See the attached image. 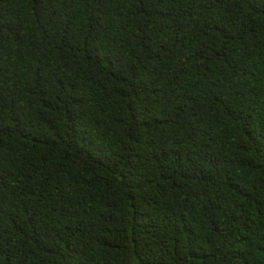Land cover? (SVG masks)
I'll use <instances>...</instances> for the list:
<instances>
[{
	"label": "trees",
	"instance_id": "obj_1",
	"mask_svg": "<svg viewBox=\"0 0 264 264\" xmlns=\"http://www.w3.org/2000/svg\"><path fill=\"white\" fill-rule=\"evenodd\" d=\"M0 264H264V0H0Z\"/></svg>",
	"mask_w": 264,
	"mask_h": 264
}]
</instances>
